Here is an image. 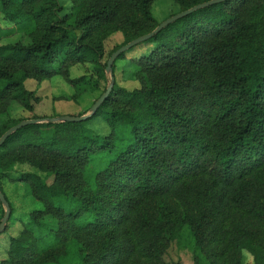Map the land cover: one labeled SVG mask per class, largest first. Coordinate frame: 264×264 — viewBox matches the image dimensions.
<instances>
[{
    "label": "trees",
    "instance_id": "obj_1",
    "mask_svg": "<svg viewBox=\"0 0 264 264\" xmlns=\"http://www.w3.org/2000/svg\"><path fill=\"white\" fill-rule=\"evenodd\" d=\"M153 1L0 0L28 38L0 44V136L23 120L12 101L39 99L26 79L84 89L69 77L79 63L104 79V39L122 33L112 53L152 31ZM141 43L154 46L130 61L138 87L113 83L87 119L27 124L0 145V180L27 163L37 171L16 180L42 203L0 264H179L163 259L171 241L192 264H264V0L212 3Z\"/></svg>",
    "mask_w": 264,
    "mask_h": 264
},
{
    "label": "rangeland",
    "instance_id": "obj_2",
    "mask_svg": "<svg viewBox=\"0 0 264 264\" xmlns=\"http://www.w3.org/2000/svg\"><path fill=\"white\" fill-rule=\"evenodd\" d=\"M151 12L155 20L160 23L169 15L179 12V6L173 0H154L151 6ZM0 27L3 29H12L9 35H1L0 44L21 41L26 43L28 38L25 34L15 30L16 27L10 21L4 19L0 13ZM123 35L120 32H114L108 35L104 43L103 61L108 60L111 51L116 45L121 44ZM154 46V44L138 43L134 47L125 51L124 58L116 60L112 76L114 83L127 89H133L139 86V82L132 76L131 59L146 54ZM84 76V82L79 85L80 88L74 87L61 74L54 75L48 79L36 81L34 79H26L24 82L28 90H32L39 99L33 102V110L28 111L16 101H12L9 113L14 119H30V118H48L60 115L78 116L86 114L95 99H97L106 89L110 82V74L105 72V78H99L93 65L90 63H79L69 68L70 79ZM95 132L105 134L109 128L100 117H94L90 123ZM37 171L27 163H16L14 169L7 176L0 180L1 187L11 204V213L8 217L5 228L0 232V260L6 256L9 237L16 235L22 223L26 222L30 211L41 208L42 203L35 199L30 187L27 183L16 180L20 173ZM5 207L0 204V219L3 216ZM74 252L73 248H70ZM75 253V252H74ZM71 258V256H70ZM73 259V258H72ZM164 261L167 263L192 264L191 252L187 249L179 248L176 242L171 241L167 248ZM251 255L242 250V261L250 263Z\"/></svg>",
    "mask_w": 264,
    "mask_h": 264
},
{
    "label": "water",
    "instance_id": "obj_3",
    "mask_svg": "<svg viewBox=\"0 0 264 264\" xmlns=\"http://www.w3.org/2000/svg\"><path fill=\"white\" fill-rule=\"evenodd\" d=\"M222 0H207L201 3H198L196 5H193L192 7L179 11L169 17H167L166 19H164L162 22H160L152 31L145 33L143 35H140L134 39H132L131 41L127 42L126 44L121 45L120 47H118L116 50H114L107 62H106V67H105V72L110 74V82L108 83L105 91L94 101V103L91 105L89 112L86 114H82V115H78V116H73V115H60L57 117H48V118H30V119H23L21 121H19L18 123H16L15 125L11 126L10 128H8L1 136H0V145L4 142V140L10 135L12 134L14 131H16L17 129L21 128L22 126H25L27 124H34V123H39V122H43V121H48V122H79L82 120L87 119L89 116H91L96 109L101 105V103L105 100V98L108 96V94L110 93L113 83H114V78L112 76V64L114 62V60L116 59V57L125 52L127 49L133 47L134 45H137L140 42H143L144 40L150 38L151 36H153L155 33H157L158 31H160L163 27H165L166 25H168L169 23L175 21L176 19H179L189 13H191L192 11L208 6L212 3H216V2H220ZM0 202L2 203V205H4L5 210L3 213V216L0 219V232L4 230L5 228V224L6 221L9 217L10 214V206L8 201L6 200L4 194L2 193V191L0 190Z\"/></svg>",
    "mask_w": 264,
    "mask_h": 264
}]
</instances>
